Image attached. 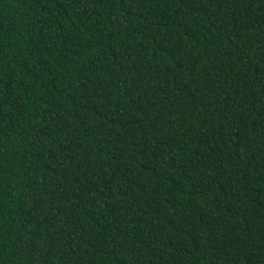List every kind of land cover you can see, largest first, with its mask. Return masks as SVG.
I'll return each mask as SVG.
<instances>
[{"label": "trees", "instance_id": "trees-1", "mask_svg": "<svg viewBox=\"0 0 264 264\" xmlns=\"http://www.w3.org/2000/svg\"><path fill=\"white\" fill-rule=\"evenodd\" d=\"M0 264H264V0H0Z\"/></svg>", "mask_w": 264, "mask_h": 264}]
</instances>
